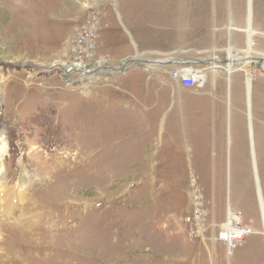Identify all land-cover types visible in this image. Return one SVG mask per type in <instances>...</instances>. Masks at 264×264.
I'll list each match as a JSON object with an SVG mask.
<instances>
[{
	"label": "rangeland",
	"instance_id": "obj_1",
	"mask_svg": "<svg viewBox=\"0 0 264 264\" xmlns=\"http://www.w3.org/2000/svg\"><path fill=\"white\" fill-rule=\"evenodd\" d=\"M179 1L0 0L4 174L33 198L0 209V264H264V76L167 64L264 56V0ZM94 5L99 71L67 75ZM228 205L253 230L230 256Z\"/></svg>",
	"mask_w": 264,
	"mask_h": 264
},
{
	"label": "built area",
	"instance_id": "obj_2",
	"mask_svg": "<svg viewBox=\"0 0 264 264\" xmlns=\"http://www.w3.org/2000/svg\"><path fill=\"white\" fill-rule=\"evenodd\" d=\"M95 5L88 8V18L79 25L77 29V42L72 51L78 56L79 63H72L64 69L67 75L90 77L97 72L99 68L92 69L91 61L95 57V50L99 40L98 27L99 21ZM190 65V64H189ZM187 64H176L169 72V76L180 87L185 89H195L199 87V69ZM100 69H103L100 67ZM99 71V70H98ZM89 77V78H90ZM229 214H232V220L229 222ZM226 221L219 226L217 241L226 245L228 255L245 240L246 237L253 234V230L242 223L239 215L231 206L227 207ZM235 216L239 218L236 219Z\"/></svg>",
	"mask_w": 264,
	"mask_h": 264
},
{
	"label": "bare ground",
	"instance_id": "obj_3",
	"mask_svg": "<svg viewBox=\"0 0 264 264\" xmlns=\"http://www.w3.org/2000/svg\"><path fill=\"white\" fill-rule=\"evenodd\" d=\"M181 1L182 0H180L179 2L181 3ZM183 3H181V4H183ZM250 6H252V5H250V3H249V8H250ZM159 7H160V5H159ZM250 9H252V7ZM250 9H249V21L252 19L251 16H250ZM180 18L183 19V17H180ZM249 26L251 27L250 22H249ZM231 27H232V25H231ZM231 27H230V30L231 31L234 30V28L233 27L231 28ZM227 54L228 55H227V57L225 59H219L217 57H212L210 60H204V61L202 60V61H200L199 59H194V60H190L189 62L188 61L179 62L178 60H170V61H167V64L172 63L173 65H176V64L181 63V64L189 65V64H198V63L203 62V63H205L204 65H206V66L210 65L211 68L214 70V78L217 75V69H220L222 67V65L224 64L226 66L227 79H228L227 82H228V84L230 86L234 85V83H235V81H234L235 77H233V74L235 73L237 68L242 69V70H244V69H252L253 71L260 72V74H262L264 76V56H261L260 58H257V57H243V56H241V58H239L238 55H237L236 50L233 47H230L227 50ZM144 63H146V62H144ZM147 66L156 67V66H159V63L156 64V63L147 62ZM199 70L200 71H199V75L198 76H200V73H201V69H199ZM247 109H248L249 131H250V140H251L250 144H251V155H252L254 176H255V179L257 181L258 192H261L263 194L262 187L260 185V180H259L257 159H256V153H255L256 151H255V145H254V135H253V125H252V115H251L252 106H249V107L247 106ZM235 138L240 139L241 137L238 138L236 136ZM4 145L5 144H2L1 139H0V209H1L2 213H8V215H12L11 206L12 207H16L17 205L20 206V205H22L25 202V200L29 201V202H33V198L25 199V189L19 188V187L16 188L17 186L15 187L14 185L12 187L9 186L10 182L5 177V174H4V167L5 166H4L3 155L6 153V149H5ZM237 154H238V151H237ZM10 197H16L15 198L16 200H14V204L15 203L16 204L2 207L3 202H4L3 200H5V199L8 200V198L10 199ZM232 217H233L232 214H229V222L232 220ZM235 217H236V219L239 218L238 216H235ZM6 218H8V217H6ZM1 220H3V219H1ZM1 245H3V242L0 240V247H1ZM0 250H1V248H0Z\"/></svg>",
	"mask_w": 264,
	"mask_h": 264
},
{
	"label": "water",
	"instance_id": "obj_4",
	"mask_svg": "<svg viewBox=\"0 0 264 264\" xmlns=\"http://www.w3.org/2000/svg\"><path fill=\"white\" fill-rule=\"evenodd\" d=\"M131 61H133V60H131ZM171 64H172V63H171ZM199 64L204 65L205 63L201 62V63H199ZM122 69H123V68L121 67V68L114 69V70H115V71H117V70H118V71H119V70L121 71Z\"/></svg>",
	"mask_w": 264,
	"mask_h": 264
}]
</instances>
